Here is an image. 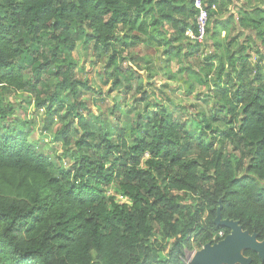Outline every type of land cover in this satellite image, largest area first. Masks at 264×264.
I'll use <instances>...</instances> for the list:
<instances>
[{"label": "trees", "instance_id": "1", "mask_svg": "<svg viewBox=\"0 0 264 264\" xmlns=\"http://www.w3.org/2000/svg\"><path fill=\"white\" fill-rule=\"evenodd\" d=\"M218 5L207 0L212 39L228 35L231 26V18L217 20ZM250 16L239 13L238 27L254 30L264 46V18ZM194 18L191 0H0V88L34 94V107L54 117V108H63L62 93L79 94L71 61L75 39L85 38L94 53L106 55V67L121 77L123 55L143 43L160 49L170 64L186 33L196 32ZM235 41L215 45L223 57L215 69L212 120L224 123L223 140L234 151L242 157L249 152L248 171L264 181V73ZM212 69L210 64L207 77ZM42 77L57 79L59 92L37 97ZM74 117L83 132L75 145L87 154L73 171L58 175L27 133L0 129V264H183L185 250H201L229 234L214 225L219 208L222 220L264 240V188L254 178L236 176L232 156L215 149L207 120L210 133L194 140L158 108L145 126L129 132V140L121 133L114 142ZM110 184L130 206L104 196L101 188ZM174 193L198 194V208L183 214ZM177 216L190 222L181 227ZM152 222L175 240L164 263L154 260L148 246ZM243 255L250 264H264L250 251Z\"/></svg>", "mask_w": 264, "mask_h": 264}, {"label": "rangeland", "instance_id": "2", "mask_svg": "<svg viewBox=\"0 0 264 264\" xmlns=\"http://www.w3.org/2000/svg\"><path fill=\"white\" fill-rule=\"evenodd\" d=\"M254 9L262 13L256 17L252 14ZM244 11L251 14L250 17L256 21L260 17L264 18V0H219L217 20L224 23L228 18L232 19L228 35L221 33L212 39L214 29L210 21L204 43L193 46L186 37L182 42L184 48L175 51V57L170 64L166 62L160 49L145 43L140 44L130 49L128 55H123L127 60L119 65L123 73L121 77L106 67V55L94 53L92 44L87 43L83 37L77 38L71 61L74 64L73 79L77 81L78 96H70L68 92L62 93L60 96L63 108L55 107L54 110L58 113L49 117L45 109L38 110L34 107V94L0 88V129H3L2 133L8 129L13 133H27L28 140L36 152L48 158L53 165V174L58 175L61 171H73L79 159L87 154L85 151H79L75 145L83 137L75 115L81 116L83 124L97 136L115 142L121 133L129 140L128 135L132 129L137 125L145 126L158 108H164L175 121L186 127V131L194 140L199 138L200 134L210 133L205 129L203 122L207 120L215 137V149L232 156L236 176L254 178L258 188L263 189L264 181L257 180L248 171L251 160L249 152L245 151L242 157L239 152L234 151L232 146L223 140L226 130L224 123L212 120L217 101L213 99L215 69L218 59L223 57V52L218 51L216 43L225 46L236 39V44L245 46L244 55L250 57L251 65H259L264 73V46L254 30L240 28L237 24L239 13ZM234 48L236 46L230 48V53ZM210 64L213 69L207 77ZM231 70L225 66V74H231ZM130 75H133L131 80L126 82L124 77L129 78ZM117 80L119 86L114 85ZM42 81L44 87L37 96L40 99H47L46 95L59 92L56 85L59 81L54 77H42ZM225 81L224 79L223 82ZM64 133H67V141L63 139ZM191 154L196 155L194 149ZM146 159L147 157L144 161ZM143 169H146L144 165ZM101 189L107 199L112 198L117 203L131 205L120 193L117 184H110ZM174 196L182 207L183 214L186 211L193 213L198 208V194L174 193ZM204 218L205 216L203 220ZM175 220L181 227L190 222L188 218L182 219L180 216L175 217ZM151 225L153 233L148 246L152 250L154 260L164 263L175 240L165 237L160 225L154 222ZM198 251L195 248L185 250L183 264H190Z\"/></svg>", "mask_w": 264, "mask_h": 264}, {"label": "water", "instance_id": "3", "mask_svg": "<svg viewBox=\"0 0 264 264\" xmlns=\"http://www.w3.org/2000/svg\"><path fill=\"white\" fill-rule=\"evenodd\" d=\"M214 225L227 229L229 234L216 244L205 245L194 254L190 264H250L251 259L243 255L246 251L256 254L264 263V240L258 241L256 234L243 231L238 222L222 220L220 208Z\"/></svg>", "mask_w": 264, "mask_h": 264}, {"label": "built area", "instance_id": "4", "mask_svg": "<svg viewBox=\"0 0 264 264\" xmlns=\"http://www.w3.org/2000/svg\"><path fill=\"white\" fill-rule=\"evenodd\" d=\"M193 10L195 12V25L196 32L192 33L188 31L186 37L191 43L202 45L207 36L208 29V12H207V0H191ZM219 238L223 237L220 233Z\"/></svg>", "mask_w": 264, "mask_h": 264}, {"label": "flooded vegetation", "instance_id": "5", "mask_svg": "<svg viewBox=\"0 0 264 264\" xmlns=\"http://www.w3.org/2000/svg\"><path fill=\"white\" fill-rule=\"evenodd\" d=\"M263 241V240H262Z\"/></svg>", "mask_w": 264, "mask_h": 264}]
</instances>
